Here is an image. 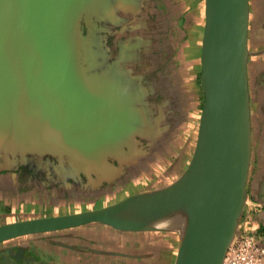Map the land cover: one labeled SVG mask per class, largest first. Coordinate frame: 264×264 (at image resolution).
I'll use <instances>...</instances> for the list:
<instances>
[{"label": "water", "instance_id": "obj_1", "mask_svg": "<svg viewBox=\"0 0 264 264\" xmlns=\"http://www.w3.org/2000/svg\"><path fill=\"white\" fill-rule=\"evenodd\" d=\"M112 2L132 0H0V162L49 155L97 175L115 167L109 158L120 162L122 136L140 135L130 130L137 116L128 95L88 74L98 55L88 24L112 12ZM204 15V100L183 172L102 207L1 223L0 241L96 226L113 244L176 240L173 264H222L248 198V0H204ZM173 215L182 228L156 225Z\"/></svg>", "mask_w": 264, "mask_h": 264}, {"label": "flooded vegetation", "instance_id": "obj_2", "mask_svg": "<svg viewBox=\"0 0 264 264\" xmlns=\"http://www.w3.org/2000/svg\"><path fill=\"white\" fill-rule=\"evenodd\" d=\"M175 1L132 0L129 7L123 9L112 2V12L100 19L93 17L88 24L96 34L94 47L98 53L91 60L93 67L88 74L103 75L122 95H128L127 99L131 100L129 107L137 116L130 122V130L138 129L140 135L122 136L126 143L117 153L124 172L83 173L72 168L65 159L49 155L8 165L0 162V205L8 206L7 211L21 213L28 208L31 214H40L52 211L67 213L76 209L87 210V207L94 209L126 197L129 190L134 191L133 182H129L133 172L155 174L157 169L165 174L171 172L170 176H157L160 183L166 177H173V162L168 156L186 153V141L182 138L186 132L185 122L189 120V111L185 109V102H181V96L178 99L171 94V87L176 84L172 75L178 74L173 66L172 45L176 44L172 41L181 32L173 29L176 14L171 13L177 9L180 0ZM248 12L247 46L250 54L247 83L251 145L255 148L264 137V0H248ZM86 29L83 24L84 32ZM185 42L188 40L182 37L177 46L188 51L189 45L184 48L181 45ZM200 73L201 69L197 121L204 100ZM136 154H142L138 156L137 164L127 167L126 157ZM109 160L115 165L119 163L117 158ZM155 161L163 165L155 168L152 166ZM9 179L12 185L8 187ZM258 188L262 203L256 210L261 217L264 215V184H259ZM11 240L13 238L0 241V264L41 262L44 256L41 248H22L9 243ZM51 253H45L47 260L53 256ZM127 253L140 256L128 257L126 264H171L173 250L171 245L141 246L129 248ZM102 259V264H115L114 258ZM96 263L100 264V260Z\"/></svg>", "mask_w": 264, "mask_h": 264}, {"label": "crops", "instance_id": "obj_3", "mask_svg": "<svg viewBox=\"0 0 264 264\" xmlns=\"http://www.w3.org/2000/svg\"><path fill=\"white\" fill-rule=\"evenodd\" d=\"M178 1V0H176ZM175 1V2H176ZM177 4V3H176ZM177 9L174 8L171 14H176L173 20V29L175 32L177 30L181 31L180 35L177 37L174 36L172 41V45L174 47L173 50V66L176 67L175 70L178 71V74H173L172 79L176 83L171 87V94L178 98L181 96V102H185V109L189 111V120L185 122L186 124V132L185 137L183 134L182 140L186 141V153L185 154H170L168 156L169 160L172 161L173 167V177L168 178L169 180L162 179L163 182L160 183L159 177L162 175H171V172L165 174L161 169H157L155 174L153 173H137L133 172L130 176V181L133 182L134 191H128V194H133L137 192L152 190L156 188L163 187L172 181H174L186 168L196 140L197 127H198V103L201 95L200 83H199V72H200V46H201V36L203 25L205 21L204 15V0H180L179 5L176 6ZM179 18V20H177ZM181 22V24H180ZM182 27V29L180 28ZM181 29V30H180ZM188 33H187V32ZM186 32V34H185ZM187 39L188 42L181 43L182 47L189 45V50H183L178 48V44L180 40ZM181 74V75H180ZM180 75V76H179ZM179 99V98H178ZM258 126V125H257ZM185 129V125L183 126ZM183 129V132H184ZM179 131V132H178ZM180 133V130H177ZM185 138V139H184ZM252 138V137H251ZM168 155V154H167ZM138 156H142V154H136L132 156H127L126 161H128L127 167L134 166L138 162ZM175 157V158H174ZM178 161V163H177ZM120 163V164H119ZM115 167L108 168L109 172H115L117 174H122L124 171L121 161ZM163 165L160 161H155L152 163L153 167H159ZM264 165V137L260 139L255 148L251 145V158L249 164L248 177L246 181V190L248 192L247 201H251L252 204H249L247 201L245 203L242 215L239 220V226L237 232H245L254 231L255 233L258 230H261L260 224L258 221L251 223V220L254 218L256 207L262 203V199L258 196L260 193V189L258 185L260 184V174L262 172V166ZM178 169V170H175ZM175 170V171H174ZM158 173V174H156ZM167 173V172H166ZM152 176L156 179V186H135L134 183L136 180H140L142 178ZM12 185L10 179L8 180V187ZM249 185V187H248ZM14 190V189H13ZM251 194V195H250ZM13 206V205H12ZM101 207V206H100ZM97 208V207H96ZM8 206L0 205V224L5 222H10L14 220H20L30 217H39V216H48V215H58L64 214L62 212L52 211L48 213H40V214H31L26 208V212L16 213L7 211ZM87 209H93L87 207ZM84 210V209H81ZM80 209L72 210L67 213L81 211ZM6 217V218H5ZM96 226H84L83 228H79L75 231L69 233H37V234H28L21 235L13 238L9 243L13 242V245L18 244L22 248H27L34 246L36 250L41 248L43 250V258L39 264H97L96 261L99 259L100 264L103 263V257L114 258L115 264H123L127 263V258L130 256H140L136 253H127L129 248H138V245H127V244H113L108 240L104 239V232L101 229L95 228ZM236 232V233H237ZM99 237H96V236ZM264 236L260 235V238L264 241ZM260 241V242H262ZM173 240L150 243L146 246H172ZM263 243V242H262ZM143 246V244H141ZM177 248V247H176ZM46 252H52V257H47L45 255ZM176 254V253H175ZM175 258V256H174ZM45 259V260H44ZM47 260V262H45ZM43 261V262H42ZM174 262V261H173Z\"/></svg>", "mask_w": 264, "mask_h": 264}, {"label": "built area", "instance_id": "obj_4", "mask_svg": "<svg viewBox=\"0 0 264 264\" xmlns=\"http://www.w3.org/2000/svg\"><path fill=\"white\" fill-rule=\"evenodd\" d=\"M222 264H264V244L249 233L237 232L225 252Z\"/></svg>", "mask_w": 264, "mask_h": 264}, {"label": "rangeland", "instance_id": "obj_5", "mask_svg": "<svg viewBox=\"0 0 264 264\" xmlns=\"http://www.w3.org/2000/svg\"><path fill=\"white\" fill-rule=\"evenodd\" d=\"M114 3V2H113ZM117 6V4H116ZM118 7V6H117ZM123 9V8H122ZM262 172H264V165L262 166ZM165 180H169L168 178H166ZM146 186H156L157 184H160L159 182L156 181V179L152 176H148V177H145V178H142L140 180H136V182L134 183L135 186H142V185H145ZM262 184V183H260ZM249 204H252L251 201H247ZM258 208V207H257ZM258 211L255 210V213H257ZM258 221V223H260V227L264 228V215H262L261 217L259 215H255L254 218L251 220V223L250 226L252 225V223H255ZM249 234L254 236L256 239L262 241L263 239L260 238V235L261 236H264V229L263 230H258V232H254V231H249ZM264 238V237H263ZM263 244H264V241H262ZM261 242V243H262ZM147 244H143V247L146 246ZM139 247H141V244H138ZM172 250H173V254H172V257H171V264H173V261H174V256H175V253H176V247H177V241L176 240H173V243H172Z\"/></svg>", "mask_w": 264, "mask_h": 264}, {"label": "bare ground", "instance_id": "obj_6", "mask_svg": "<svg viewBox=\"0 0 264 264\" xmlns=\"http://www.w3.org/2000/svg\"><path fill=\"white\" fill-rule=\"evenodd\" d=\"M157 226L165 227V228H182L183 220L178 216H170L165 219H161L156 223Z\"/></svg>", "mask_w": 264, "mask_h": 264}, {"label": "trees", "instance_id": "obj_7", "mask_svg": "<svg viewBox=\"0 0 264 264\" xmlns=\"http://www.w3.org/2000/svg\"><path fill=\"white\" fill-rule=\"evenodd\" d=\"M264 228L261 227V230H263ZM247 233H249V231H247ZM256 241L260 242V240L256 239ZM261 243V242H260Z\"/></svg>", "mask_w": 264, "mask_h": 264}]
</instances>
